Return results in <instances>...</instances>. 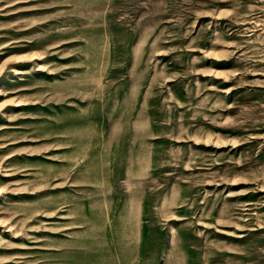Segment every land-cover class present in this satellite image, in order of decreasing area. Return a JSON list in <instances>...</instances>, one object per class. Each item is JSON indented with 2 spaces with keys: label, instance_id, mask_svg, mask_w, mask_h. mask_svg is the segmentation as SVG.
<instances>
[{
  "label": "rangeland",
  "instance_id": "obj_1",
  "mask_svg": "<svg viewBox=\"0 0 264 264\" xmlns=\"http://www.w3.org/2000/svg\"><path fill=\"white\" fill-rule=\"evenodd\" d=\"M0 264H264V0H0Z\"/></svg>",
  "mask_w": 264,
  "mask_h": 264
}]
</instances>
